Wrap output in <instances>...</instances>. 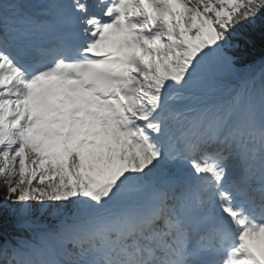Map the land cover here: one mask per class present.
Instances as JSON below:
<instances>
[{"label": "snow or ice", "instance_id": "snow-or-ice-1", "mask_svg": "<svg viewBox=\"0 0 264 264\" xmlns=\"http://www.w3.org/2000/svg\"><path fill=\"white\" fill-rule=\"evenodd\" d=\"M262 15L264 0H0V191L20 205L11 211L70 217L42 239L72 243L70 264H102L115 210L160 163L154 137L177 123L219 134L264 111V87L258 103L223 95L228 36ZM52 252L13 257L60 264ZM237 255L264 264V226L244 232Z\"/></svg>", "mask_w": 264, "mask_h": 264}, {"label": "bare ground", "instance_id": "bare-ground-1", "mask_svg": "<svg viewBox=\"0 0 264 264\" xmlns=\"http://www.w3.org/2000/svg\"><path fill=\"white\" fill-rule=\"evenodd\" d=\"M217 153L218 154H221V151H219ZM231 167L232 168L234 167V164L233 163H232V166ZM151 175L152 174H147V176H151ZM147 176L145 175L144 177H147ZM228 199H230V196L228 197ZM228 204L231 205V201L230 200H228ZM233 206H235V209L238 210L242 216H245V214H247V215H251L252 214V212L249 209L243 208L244 206L243 207H240V204L239 203H234ZM258 210L259 211H264V207H260V208H258ZM171 235H172L173 238H176L177 237V234L174 231L172 232ZM169 250L175 251L177 253L179 251V248L177 247V245L175 243H172L169 246ZM164 256H166V255H164ZM164 256H162V258H161L162 260H165V257ZM135 257L137 258V256H135ZM136 258H135V260H136ZM167 258H168V256H167Z\"/></svg>", "mask_w": 264, "mask_h": 264}, {"label": "rangeland", "instance_id": "rangeland-1", "mask_svg": "<svg viewBox=\"0 0 264 264\" xmlns=\"http://www.w3.org/2000/svg\"><path fill=\"white\" fill-rule=\"evenodd\" d=\"M174 156L170 153V154H166V153H162V155L160 156V157H158V159H159V161L161 162V163H163L164 165H166L167 164V162L169 161V159L171 160V161H174ZM217 203L219 204V205H222V206H225V203H223V202H220L219 200L217 201ZM19 216H17V218H18Z\"/></svg>", "mask_w": 264, "mask_h": 264}, {"label": "trees", "instance_id": "trees-1", "mask_svg": "<svg viewBox=\"0 0 264 264\" xmlns=\"http://www.w3.org/2000/svg\"><path fill=\"white\" fill-rule=\"evenodd\" d=\"M261 24H262V26L264 28V22H262ZM257 37L261 38L259 34L257 35ZM3 195H4L3 191H0V199L3 197ZM8 215H9L8 214V210H2V211H0V220L8 217Z\"/></svg>", "mask_w": 264, "mask_h": 264}, {"label": "clouds", "instance_id": "clouds-1", "mask_svg": "<svg viewBox=\"0 0 264 264\" xmlns=\"http://www.w3.org/2000/svg\"><path fill=\"white\" fill-rule=\"evenodd\" d=\"M7 264H13L12 260H8Z\"/></svg>", "mask_w": 264, "mask_h": 264}]
</instances>
